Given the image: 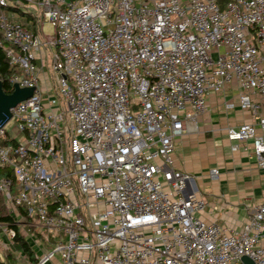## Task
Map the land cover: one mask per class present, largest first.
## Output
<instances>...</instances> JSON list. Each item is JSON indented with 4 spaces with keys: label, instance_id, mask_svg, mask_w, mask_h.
I'll return each instance as SVG.
<instances>
[{
    "label": "built area",
    "instance_id": "built-area-1",
    "mask_svg": "<svg viewBox=\"0 0 264 264\" xmlns=\"http://www.w3.org/2000/svg\"><path fill=\"white\" fill-rule=\"evenodd\" d=\"M38 11L54 34L38 32ZM0 47L11 92L35 88L0 124L1 251L24 264H264V201L238 228L207 221L172 158L225 95V112L251 117L227 140L264 170V0H0Z\"/></svg>",
    "mask_w": 264,
    "mask_h": 264
},
{
    "label": "crops",
    "instance_id": "crops-1",
    "mask_svg": "<svg viewBox=\"0 0 264 264\" xmlns=\"http://www.w3.org/2000/svg\"><path fill=\"white\" fill-rule=\"evenodd\" d=\"M224 96H209V110L198 117L195 129L177 138L172 158L175 168L190 175L198 196L204 200L201 216L207 221L238 228L251 212V206L264 201V170L257 167L245 149L246 144L227 140V125L250 121L251 117L239 109L225 112ZM212 169H218V179L210 178ZM194 177L199 181L200 191ZM1 253L14 260L4 251L0 250Z\"/></svg>",
    "mask_w": 264,
    "mask_h": 264
},
{
    "label": "water",
    "instance_id": "water-1",
    "mask_svg": "<svg viewBox=\"0 0 264 264\" xmlns=\"http://www.w3.org/2000/svg\"><path fill=\"white\" fill-rule=\"evenodd\" d=\"M34 87H20L17 83L14 84V90L11 93H5L0 81V124H3L11 117L10 108L17 103L28 99L34 93ZM244 264H254V261L248 257L241 258Z\"/></svg>",
    "mask_w": 264,
    "mask_h": 264
},
{
    "label": "rangeland",
    "instance_id": "rangeland-1",
    "mask_svg": "<svg viewBox=\"0 0 264 264\" xmlns=\"http://www.w3.org/2000/svg\"><path fill=\"white\" fill-rule=\"evenodd\" d=\"M25 10H27V8H24ZM17 11L13 12V11H6L7 14L9 15H12L13 14V17L17 18V19H21L24 21V18H22V16L19 14V13H16ZM37 15L39 17V22H40V30L38 31L40 34H46V35H52L54 34V27L51 25V23L49 21H47L46 19H43L42 17L40 18V11L37 12ZM49 53V51H47ZM44 71L46 72V77H48V82L49 84H54V80H53V70L51 68V65L49 62H46V65H45V68H44ZM43 84H44V81H43V78H41V82L39 83V88H43ZM15 124V121L14 120H11L8 124H7V129H10L13 127V125ZM226 151H227V148H226ZM201 158L200 161L203 160V157L202 155L200 156ZM194 176V175H193ZM194 181L200 191V184H199V181L197 180V178L194 177ZM19 251V249H18ZM16 255V253L14 254ZM1 257V260L4 261L6 264H24L22 261H17V260H12V259H8L3 253H1L0 255Z\"/></svg>",
    "mask_w": 264,
    "mask_h": 264
},
{
    "label": "trees",
    "instance_id": "trees-1",
    "mask_svg": "<svg viewBox=\"0 0 264 264\" xmlns=\"http://www.w3.org/2000/svg\"><path fill=\"white\" fill-rule=\"evenodd\" d=\"M4 10H5V12L8 10L13 11V12L17 11L16 13H19L22 17H24L25 24L32 25L33 29L36 30L35 18L29 12H26L24 9H21V8L15 6V5H11V4L7 5V7H5ZM13 70L14 69L9 64L8 59L5 56L3 49L0 47V79H1L3 91L5 93L11 92V85H10L8 79H9L11 73H13Z\"/></svg>",
    "mask_w": 264,
    "mask_h": 264
}]
</instances>
